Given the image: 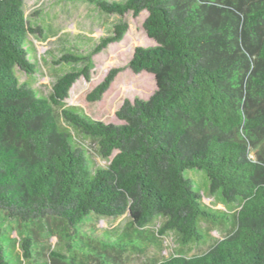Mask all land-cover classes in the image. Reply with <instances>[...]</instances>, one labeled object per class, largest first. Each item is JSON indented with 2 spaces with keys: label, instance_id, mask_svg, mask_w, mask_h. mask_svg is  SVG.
Returning a JSON list of instances; mask_svg holds the SVG:
<instances>
[{
  "label": "trees",
  "instance_id": "trees-1",
  "mask_svg": "<svg viewBox=\"0 0 264 264\" xmlns=\"http://www.w3.org/2000/svg\"><path fill=\"white\" fill-rule=\"evenodd\" d=\"M23 1L0 0V264H8L4 221H46L48 231L76 238L87 219L127 213L123 227L150 242L147 228L158 217L156 235L175 232L182 245L201 240L199 219L218 215L185 176L192 168L205 174L209 195L238 205L234 229L202 254L154 264H264V0H91L105 13L146 11L142 27L156 43L135 47L128 63L133 73L152 74L156 89L146 100L124 99L115 112L121 124L63 103L80 76L90 78L92 54L121 40L127 23H115L92 53L61 55L54 63L84 65L58 77L43 98L14 73L35 71L24 44L42 33L29 24ZM120 70L110 69L87 100H99ZM70 129L96 141L108 165L93 168ZM34 238L21 239L25 259ZM91 248L94 264H125L120 255L129 250ZM51 254L50 264L62 263Z\"/></svg>",
  "mask_w": 264,
  "mask_h": 264
},
{
  "label": "rangeland",
  "instance_id": "rangeland-1",
  "mask_svg": "<svg viewBox=\"0 0 264 264\" xmlns=\"http://www.w3.org/2000/svg\"><path fill=\"white\" fill-rule=\"evenodd\" d=\"M23 11L29 24L32 27H40L42 33L28 34L24 44L29 60L34 63L35 71L27 74L15 67L14 73L19 83L27 84L38 96L48 98L58 77L69 71L80 70L84 65L81 61L54 63L61 55L69 53L85 56L92 53L102 38L112 34L113 25L120 21L126 22L128 26L122 39L109 43L92 54L90 78L86 80L80 76L73 83L63 106L91 120L121 124L122 121L116 118L115 112L124 99L133 100L139 97L146 100L155 91L152 74L144 71L133 73L128 67L135 47L146 48L156 44L153 39L147 37L142 27L146 11L135 17L131 12L120 16L101 11L91 0H24ZM112 68L121 70L116 74L109 89L99 100L88 101V92L101 82ZM58 109L56 108L57 111ZM59 124L64 125L60 118ZM70 131L76 144L86 150L93 168L108 165L111 157L105 159L99 155L96 141L76 134L71 129ZM184 174L193 181V189L201 195L204 205L218 215L216 219H199L198 227L203 234L201 240L182 245L175 232L168 231L162 236L156 235L157 228L163 221L158 217L147 228L155 235V240L150 242L144 232L123 227L129 220L127 213L117 218L97 217L92 221L87 219L81 228L76 229V238H73V235L68 237L57 230L48 231L46 221H4L1 241L8 264H50L51 252L61 255L54 257L58 262H62L61 264H94L93 260L88 263L87 259V256L94 252L91 246L114 253L120 251L119 249L128 248L129 250L120 255V262L125 264H154L173 254L193 257L206 252L215 241L234 229V214L238 205L224 203L218 192L209 195L208 180L202 171L192 168L185 170ZM114 229L120 231H106ZM62 231L69 234L72 232L69 229ZM24 236L36 237L33 240V254L29 259L23 258L20 247ZM144 246L142 251L131 250ZM106 264L109 263L106 261Z\"/></svg>",
  "mask_w": 264,
  "mask_h": 264
}]
</instances>
